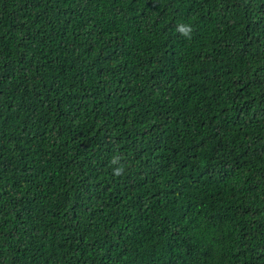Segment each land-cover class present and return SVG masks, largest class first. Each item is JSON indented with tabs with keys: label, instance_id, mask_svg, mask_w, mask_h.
Returning <instances> with one entry per match:
<instances>
[{
	"label": "trees",
	"instance_id": "1",
	"mask_svg": "<svg viewBox=\"0 0 264 264\" xmlns=\"http://www.w3.org/2000/svg\"><path fill=\"white\" fill-rule=\"evenodd\" d=\"M0 264H264V0H0Z\"/></svg>",
	"mask_w": 264,
	"mask_h": 264
},
{
	"label": "clouds",
	"instance_id": "2",
	"mask_svg": "<svg viewBox=\"0 0 264 264\" xmlns=\"http://www.w3.org/2000/svg\"><path fill=\"white\" fill-rule=\"evenodd\" d=\"M175 31L177 33H179L181 36L187 38V39H190L191 38V35H192V32H193V26L191 24H186V23H178L176 26H175ZM114 164H117L119 162V157H113V161H112ZM114 171V174L119 176L121 175L122 171H123V166H118V167H115L113 169Z\"/></svg>",
	"mask_w": 264,
	"mask_h": 264
}]
</instances>
